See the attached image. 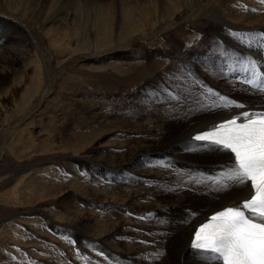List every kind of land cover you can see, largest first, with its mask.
I'll list each match as a JSON object with an SVG mask.
<instances>
[{"label":"rangeland","instance_id":"1","mask_svg":"<svg viewBox=\"0 0 264 264\" xmlns=\"http://www.w3.org/2000/svg\"><path fill=\"white\" fill-rule=\"evenodd\" d=\"M222 1L0 0V32L14 38L0 48V264H140L136 257L124 258L114 244L121 238L130 252V246L151 245L131 210L102 202L93 206L79 192L89 195L94 180L95 193L106 204L132 199L129 204L136 208L142 203L146 189L134 178L135 168L106 179L101 167L92 172L89 160L129 152L128 143L118 149L122 136L136 137L124 132L137 126L130 111L138 112L136 93L148 79L167 87L176 101L177 91H200L199 86L225 95L258 93L245 82L249 73L236 81L219 71L228 58L242 65L226 51L229 45L258 63L264 58V50L248 51L235 42L223 50L215 41L222 39V30L247 28L224 18ZM241 4L247 6L245 16L256 6L264 14L261 0ZM126 9H133V16ZM209 36L217 45L208 44ZM2 51L9 58L15 53L19 61L12 66ZM124 180L129 187L121 191ZM106 210L114 217L108 231L116 237L88 246L86 239L66 235L76 231L64 219L80 215L88 227L102 222L96 217Z\"/></svg>","mask_w":264,"mask_h":264},{"label":"bare ground","instance_id":"2","mask_svg":"<svg viewBox=\"0 0 264 264\" xmlns=\"http://www.w3.org/2000/svg\"><path fill=\"white\" fill-rule=\"evenodd\" d=\"M249 2L251 1L246 3L249 4ZM241 3L242 0H223L221 14L226 19L240 23L238 26L245 25L247 28H244L241 31H235V33L242 34L240 37L234 36V32H231L229 29L222 30L219 32L222 39L215 41L220 44L223 50L228 47L226 46V43L234 44L235 42L240 47L248 51L255 52L260 49H258L255 43L252 44V46H249L247 41L259 40V35L264 33V14H258L257 9L259 8L256 6L252 7L250 13L245 16L241 13L244 12L245 7L247 6H244L246 3L244 5ZM238 6L242 7V10L239 8L238 11ZM254 9L256 10L253 11ZM146 10L148 12V8ZM133 13V9L127 11V15L130 17L131 15L133 16ZM260 15H262V17H260ZM142 26L145 25L143 24ZM211 26L214 27L215 24L211 23ZM257 28H260V30H255ZM12 35V32L8 31L0 34V48L11 39L14 40V38H11ZM20 40L21 39H18V41ZM208 40L210 41L208 44H216L213 41V37L209 36ZM21 42L26 44L25 37ZM16 51L19 50L16 48ZM14 54L12 52V56L9 58V54L7 55L5 52V55H7L5 57L9 58L12 66L19 61ZM232 57L236 59L235 54ZM228 60V63H223V65L219 68V71L222 70L223 75H229L227 78L230 76L237 78L243 75H248L249 69L248 67H245L246 65L236 66L233 64L234 61H231L230 58H228ZM262 60H264V58H261V62L257 65L259 70H264ZM13 68L11 70L12 73ZM6 74V76L10 75L9 72H6ZM137 74L139 75L140 71L135 75ZM149 80L150 79H148L136 93L137 98L135 99L138 101L136 104L134 103V107L138 110V112L132 110L130 111L131 119L138 121L137 126H132V128H128L129 130L124 132L129 135L134 134L136 137H130L128 139L122 136V148L118 149L121 152L123 146H125L124 144L128 143V147H126L127 145L125 147L129 149V152H126L125 155L115 153L114 156H111L109 159L100 158L101 160H89V163L92 164V172H95V167H101L104 171V177L106 179L117 177V173L122 171L126 172L130 166L135 168L137 172L135 171L136 174H134V178L137 179V182L140 181L138 184L143 185V187L145 185L146 189V196L141 198L142 203H140L139 207L136 208H133V203L129 204L130 199H125L124 203L122 202L121 205L114 204V202L106 204V200L100 201L98 199L100 196L95 193L94 180H91L92 187L91 192L90 190L88 191L90 192L89 195L84 196L82 195V192H79L81 193L79 197H86L85 199L90 198L93 206L102 202L101 204L105 207L113 205L121 207V209H126V212L131 210V212L136 216L133 217L138 221L137 223L140 229L147 234V237L145 238L148 239L147 243L150 242L151 245H138L137 247L130 246L131 250L134 249L130 252L126 247H124L121 238L117 239L114 244L117 246V250L120 252L119 254L123 255L124 258L125 256L136 257L138 263L140 264H201L189 248L191 233L195 226L202 222L211 213L226 206L239 203L240 201L248 198L251 193L248 186L242 188L234 187L226 191H217L216 186L211 182V178L216 176V174L223 167L231 163L230 157L225 153H211L199 150L196 147L197 143H195L191 138L195 134L207 129L208 126H212L222 120L231 118L232 115L236 116L241 112L249 110H264V92L255 93L251 90L253 95L251 93L246 94L243 92L234 93V95L226 93L227 95L225 97L241 103L245 105V107H230L224 109L222 107H216L215 105L217 104L215 103V99L211 98V96L205 95L206 98L204 100L201 99L200 93L202 92L197 90L177 91V89V92L175 93L177 94L176 101L175 98H172L167 94V87L155 84L152 80ZM223 80L228 82L225 77H223ZM241 88L246 89V87ZM144 93H147L148 95L155 93L165 95L163 97H153L154 99L147 100L146 97L142 99L141 95ZM208 95L210 94L208 93ZM130 105H132V103ZM127 106H129V103H127ZM144 106L151 110L147 112ZM105 108H107V106ZM128 126L131 127L130 124H128ZM119 187L121 191H125L128 189L129 185L124 180ZM119 200L120 199H118V201ZM131 201L133 200L131 199ZM106 212L107 210L103 216L96 217L97 219H101L102 222L95 223L93 221V224H90L91 226L88 225V227L81 224V217L78 218L80 215L77 218L73 217L72 220L64 219L67 220V223H69V228L76 231V233L65 231L67 232L66 235L70 237L77 236L84 238L89 242L88 246H95L96 244L93 242H98L100 240L107 241L110 234L113 235L114 233L113 230L108 231V227H110L108 225L109 221L112 218L114 219V217L112 216L113 214L109 215ZM57 233L62 234L59 230H57ZM113 236L116 237L115 235ZM144 236L145 235H142V237ZM155 240L159 242L157 243ZM109 246V248L112 249L111 245ZM109 248H107L106 251H109Z\"/></svg>","mask_w":264,"mask_h":264},{"label":"snow or ice","instance_id":"3","mask_svg":"<svg viewBox=\"0 0 264 264\" xmlns=\"http://www.w3.org/2000/svg\"><path fill=\"white\" fill-rule=\"evenodd\" d=\"M260 37L247 43L249 46L255 43L258 49L264 50V33ZM257 63L249 62L251 75L245 82L256 91L264 92V70L257 71ZM208 92L219 96L221 103L216 107H245L213 93L212 89ZM192 139L199 150L230 157L231 163L211 178L217 191L250 184L253 194L202 223L193 234L190 249L201 264H264V112H241L197 133Z\"/></svg>","mask_w":264,"mask_h":264}]
</instances>
